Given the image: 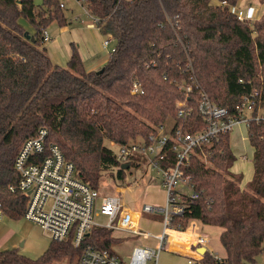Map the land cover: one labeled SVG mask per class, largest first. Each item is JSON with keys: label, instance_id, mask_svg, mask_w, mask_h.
<instances>
[{"label": "trees", "instance_id": "16d2710c", "mask_svg": "<svg viewBox=\"0 0 264 264\" xmlns=\"http://www.w3.org/2000/svg\"><path fill=\"white\" fill-rule=\"evenodd\" d=\"M85 0L90 13L117 38L103 70L87 71L75 44L68 64L51 59L42 28L68 23L61 0H0V202L4 214L21 217L27 197L10 184L18 181L15 156L23 142L40 127L49 129L79 176L98 188L101 173L118 165L117 144L146 139L155 126L176 116L177 103L194 107L187 129L203 126L198 112L201 89L229 108L253 86L264 94V18L239 20L232 10L239 0ZM264 4V0H260ZM34 26L25 36L21 18ZM254 26V28H252ZM257 32L256 38L254 33ZM156 62L154 66L147 65ZM192 62L193 69L189 66ZM197 83L188 93L179 87ZM240 78L243 81H240ZM135 80L144 89L132 93ZM199 125V126H196ZM249 141L254 148V174L232 171L236 156L230 133L220 134L208 147L201 144L191 159L200 198L189 205L187 217L222 227L226 250L221 262L207 251L202 264H255L264 251V122L253 121ZM210 151L209 159L203 158ZM119 178L125 177L118 170ZM183 224L187 219L179 220ZM118 239L106 227L95 226L88 241L111 249ZM114 242V243H113ZM76 253L72 238L52 240L36 259L0 248V264H52Z\"/></svg>", "mask_w": 264, "mask_h": 264}, {"label": "built area", "instance_id": "2783aa9c", "mask_svg": "<svg viewBox=\"0 0 264 264\" xmlns=\"http://www.w3.org/2000/svg\"><path fill=\"white\" fill-rule=\"evenodd\" d=\"M221 4L226 5L228 2L223 0ZM64 6L61 2V7ZM232 10L241 21L253 22L259 19L260 8L256 4L249 5L246 10L238 4L232 6ZM97 23L96 18L88 26L94 27ZM51 39L48 28L43 27V43L46 44ZM108 42L109 39H106L104 44L107 45ZM155 64L154 61L147 63L152 66ZM189 66L193 69L191 61ZM190 79L191 83L179 84L187 94L192 92L193 84L197 83L194 74ZM240 81L243 79L240 78ZM131 91L143 93L144 89L135 80ZM197 108L204 124L195 131L187 129L194 107L185 99L177 103L173 125L167 127V120L159 123L146 139L121 144L111 141V145L117 146L115 155L118 165L114 167L115 173L121 169L126 173L133 164L143 161L163 178L165 204L146 203L142 210L123 204L121 193L126 190L125 186L117 187V195H101L98 188L85 182L79 176L74 162L68 160L59 144L50 139L49 129L46 126L40 127L35 135L23 142L14 159L18 181L9 187L12 191L19 190L27 197L23 215L39 223L49 232L52 240L65 241L72 238L77 253L76 264H148L151 259L155 260L154 264H158V254L162 249L167 246L174 249L171 247L173 236L182 241L181 248L185 247L184 243H188L189 247V252L179 248L174 250L186 255L189 264H202L206 252L209 251L207 242L210 237L201 229L198 218L186 216L189 205L202 195V190L197 188L193 175L188 171L191 159L199 145L205 144L209 149L219 139L220 134L230 133L236 125L244 123L249 131L253 121L264 122V94L259 87L253 86L233 108H229L213 101L206 90L201 89ZM246 138L249 139V135ZM209 154V150L203 152L206 161ZM123 164H129L128 168H124ZM143 211L157 214L163 221V231L155 234L156 247L134 245L129 258L124 259L113 247L98 248L88 241L95 226L106 227L112 231L116 229L147 234L139 226ZM3 214L0 202V218ZM96 214L107 216L108 221L98 224L95 220ZM182 219H187L185 224L179 221ZM202 246L206 247L205 252L199 250ZM211 254L217 262L222 261L219 254Z\"/></svg>", "mask_w": 264, "mask_h": 264}, {"label": "rangeland", "instance_id": "374dc122", "mask_svg": "<svg viewBox=\"0 0 264 264\" xmlns=\"http://www.w3.org/2000/svg\"><path fill=\"white\" fill-rule=\"evenodd\" d=\"M37 7L43 4V0H34ZM67 8L64 11L70 12V7L79 8L76 0H66ZM238 4L246 10L249 5L256 4L259 6V20L264 18V4L260 0H239ZM82 12V11H81ZM93 20V19H92ZM21 23L25 28V36L33 39L32 35L35 32L33 24L25 17L21 18ZM57 25L58 21H54L50 25V31ZM85 25V24H83ZM254 28V26H252ZM102 37H108L105 31L101 32ZM257 32L254 33L256 38ZM117 43V38L111 39V45ZM48 44V43H47ZM77 46V44H75ZM48 53L51 52L48 50ZM174 124L173 118H168L166 125L171 126ZM248 129L244 123L236 125L230 132V147L236 156V160L232 166V171L239 173L243 176L242 185H246L254 174V148L252 147L248 138ZM115 151L117 146L111 145ZM114 171V169H113ZM163 178L151 168L148 167L146 162L141 161L140 164H133L130 169L125 173L124 178H119L115 171L111 173L110 170L101 173L98 189L101 195L118 194L116 190L118 186L127 187L121 193L122 202L135 210H142L144 204L164 205L166 201V193L163 187ZM100 199L98 200V204ZM95 220L98 224H105L108 217L103 214H96ZM140 229L144 233H132L124 230H113V235L118 238L113 243V250L122 258L128 259L134 245L144 244L150 247L157 246V239L155 234L163 231V221L161 216L143 211L139 222ZM200 227L203 231L210 234L207 246L209 251L219 254L224 257L225 250L220 241L219 235L222 227L219 226H206L200 222ZM176 238L173 236L172 241ZM52 241V237L39 223L32 221L22 215L19 218H12L3 214L0 218V243L4 248H15L18 253L31 259H36L41 256L47 249ZM179 241V240H178ZM169 245V242H167ZM158 264H189L188 257L184 254H178L170 250L167 246L162 249L158 254ZM77 253L58 257L52 264H76ZM155 260H149L148 264H154ZM256 264V263H255Z\"/></svg>", "mask_w": 264, "mask_h": 264}, {"label": "crops", "instance_id": "0c3cea01", "mask_svg": "<svg viewBox=\"0 0 264 264\" xmlns=\"http://www.w3.org/2000/svg\"><path fill=\"white\" fill-rule=\"evenodd\" d=\"M61 2L65 4L64 8H67L66 0H61ZM76 2L79 5V8L70 7L69 9L71 14L70 12H65L68 18L67 24L57 25L51 31L49 29L51 24L48 26V30L52 35V39L48 42V44L46 43L47 51L49 50L51 52L49 55L54 63L61 66H66L72 54V44H77V47L83 57L86 70H99L105 66L111 52L116 48L117 43L111 45V39H114L115 36L106 29V26L103 23H97L94 27L88 26V24L93 22L96 18L89 12L84 1L79 2L76 0ZM102 30L105 31L108 37H102ZM106 39H109L107 45L104 44ZM205 225L207 227L214 226L208 224ZM205 233L210 237L209 233ZM178 240L179 239H175L172 241V248H179L185 252H189L188 243H184L185 247L181 248L180 243H182V241ZM0 248L8 249L4 248L1 243ZM174 249L170 248V250L173 252L183 254ZM255 263L264 264V251L257 255Z\"/></svg>", "mask_w": 264, "mask_h": 264}, {"label": "water", "instance_id": "95a60500", "mask_svg": "<svg viewBox=\"0 0 264 264\" xmlns=\"http://www.w3.org/2000/svg\"><path fill=\"white\" fill-rule=\"evenodd\" d=\"M101 70H103V68H101ZM128 166H129V164H123V167L124 168H128ZM199 250L201 252H205L206 251V247L205 246H202V247L199 248Z\"/></svg>", "mask_w": 264, "mask_h": 264}]
</instances>
